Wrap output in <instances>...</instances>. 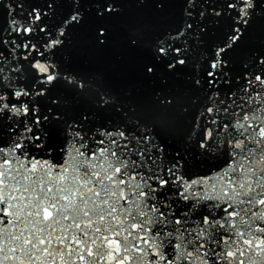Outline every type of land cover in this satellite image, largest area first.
Here are the masks:
<instances>
[{
	"label": "snow or ice",
	"instance_id": "1",
	"mask_svg": "<svg viewBox=\"0 0 264 264\" xmlns=\"http://www.w3.org/2000/svg\"><path fill=\"white\" fill-rule=\"evenodd\" d=\"M6 7L12 18L0 30V264H264V52L240 65L238 89L221 88L236 79L229 77L230 55L260 7L256 0L210 5L209 15L231 23L204 71L211 91L197 116L203 125L195 147L203 151L195 155L225 159L212 176L195 177L185 158L190 149L168 156L152 135L96 125L91 113L62 119L52 93L69 78L46 52L56 55L66 28L79 26L75 4L54 25L47 20L56 0ZM113 10L107 4L96 14ZM192 28L188 23L176 38ZM104 38L99 27V43ZM156 51L174 54L170 69L187 63L182 47ZM53 149L61 162L44 158Z\"/></svg>",
	"mask_w": 264,
	"mask_h": 264
},
{
	"label": "water",
	"instance_id": "2",
	"mask_svg": "<svg viewBox=\"0 0 264 264\" xmlns=\"http://www.w3.org/2000/svg\"><path fill=\"white\" fill-rule=\"evenodd\" d=\"M19 2L0 0V30H6L12 18L6 5L15 6ZM23 2L41 8L45 4V0ZM220 2L56 0L55 16L47 20L49 25L57 24L69 15L73 4L80 9L82 16L79 26L69 25L66 28V42L56 55L46 52L62 69L61 76L69 78L59 80L52 93L60 98L56 108L63 113L62 119L71 122L80 114L91 113L89 120L96 125H119L152 135L157 143L167 146L168 156L173 155L177 148L181 151L190 149L185 158L193 165L191 173L194 177L212 176L219 171L224 166L222 153L213 152L211 157L195 155L203 151L196 149L195 142L203 125V119L197 120V116L211 91L204 86L207 61L211 59L214 44L231 23L228 17L220 19L209 15L210 5L219 6ZM256 2L260 7L256 8L238 42L240 48L230 55L232 62L229 68L232 71L229 77L236 79L231 84L221 83L222 90L238 89L244 83L238 76L242 70L240 65L251 54L264 52V0ZM107 4L113 6V12L98 16L97 11ZM201 10L204 16L200 15ZM27 11L26 7L24 12ZM189 12L192 14L189 15ZM188 23H192L193 28L186 32V39L176 38L177 31ZM99 27L105 29L103 44L97 39ZM201 28L205 29L203 34ZM3 35L8 33L3 31ZM167 44L182 47L181 55L187 61L185 65L168 68L174 54L170 52L167 57H159L156 51L159 46ZM145 65H152L153 73H146ZM196 79L201 80L199 85L195 84ZM80 84L83 87H79ZM162 116L168 117L166 123L161 122ZM217 155L219 159L212 158ZM62 157V153L53 149L44 158L58 163Z\"/></svg>",
	"mask_w": 264,
	"mask_h": 264
}]
</instances>
